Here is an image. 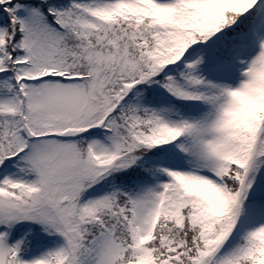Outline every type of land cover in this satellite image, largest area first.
<instances>
[{
    "label": "snow or ice",
    "instance_id": "obj_1",
    "mask_svg": "<svg viewBox=\"0 0 264 264\" xmlns=\"http://www.w3.org/2000/svg\"><path fill=\"white\" fill-rule=\"evenodd\" d=\"M0 264H264V0H0Z\"/></svg>",
    "mask_w": 264,
    "mask_h": 264
}]
</instances>
